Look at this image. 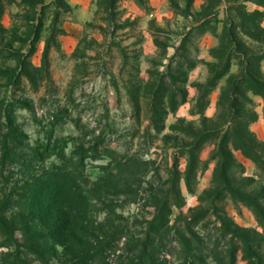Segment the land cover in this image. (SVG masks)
<instances>
[{"label":"rangeland","instance_id":"1","mask_svg":"<svg viewBox=\"0 0 264 264\" xmlns=\"http://www.w3.org/2000/svg\"><path fill=\"white\" fill-rule=\"evenodd\" d=\"M91 1V18L74 28L68 0H0V151L11 155L3 166L0 159V190L11 194L7 215L19 218L35 185L64 169L88 194L83 234L95 238L79 264H115L133 258L127 243L144 237L155 214L150 197H173L177 170L181 206L171 209L160 260L186 264L177 238L189 231L200 245L192 254L203 264H228L231 253L235 264H264V98L244 86L231 91L246 73L264 84V0H154L155 7L150 0ZM233 102L240 115L255 114L231 130L255 136L259 161L234 151L226 184L215 182L214 172ZM210 128L224 130L195 148L199 164L188 189L187 151ZM130 189H139L135 201ZM193 217L188 230L185 219ZM115 230L116 244L107 236ZM244 230L261 263L245 260ZM15 240L7 249L0 239V264L15 256L20 264H75L66 249L42 238L36 255L23 232Z\"/></svg>","mask_w":264,"mask_h":264},{"label":"trees","instance_id":"2","mask_svg":"<svg viewBox=\"0 0 264 264\" xmlns=\"http://www.w3.org/2000/svg\"><path fill=\"white\" fill-rule=\"evenodd\" d=\"M264 5V4H262ZM241 86H244L246 91H252L255 94H260L264 98V84L259 83L252 75L246 73L239 79H235L232 83L231 91L232 95H237L238 90ZM183 98L180 103L185 102L186 94H182ZM231 98H229L230 100ZM208 102L206 103V105ZM173 102L171 111H175L177 106ZM237 104L233 102L229 110V125L227 126V131L224 133V137L218 147L219 154L217 158L220 159L219 166L215 169L214 172V181L228 183V169L231 166L230 162L234 161L233 152L240 151V153L245 157L256 164L259 161V156H257L256 145L257 141L255 136L249 132L248 129L241 130L243 128L236 127L232 129V122H248V125L251 122L255 121V114H251L250 118L242 116L239 112L236 111ZM161 110L158 109V111ZM231 112V113H230ZM213 122L214 120H209ZM247 125V126H248ZM159 130V126H156ZM224 128L222 129H208L202 135L195 136L194 146H189L187 151V167L184 173V180L188 189H190V181L193 176L196 175V165L199 164L198 157L193 154L195 148L203 143L204 139L214 138L219 135ZM1 163L2 166L5 164L6 159L10 155L9 149H4L0 151ZM177 162L175 163V166ZM174 188L172 190L173 197L164 195L163 193L159 195L158 192L154 196H151L152 205L155 208V214L153 219L147 223V229L144 233L143 238H136L134 241L129 239V243L133 242L131 245L127 243V250L132 253V259L118 260L115 264H166L165 260H160L159 253L162 249H165L166 245L165 238L169 235L172 228L169 226V216L171 214V209L176 206H181V192L179 188V179L180 174L176 170L174 172ZM73 175L66 170H60L53 175L48 176L47 181L41 186H36L31 192L30 202L24 205V212L19 218L8 216L7 213L12 211L11 205V194L6 195L2 190H0V239L3 247L7 249H12L13 244L15 243V234L17 231L23 232L25 237H28L29 243L31 244L30 248H27L33 255H36V247H38L39 239H44L46 243H50V247L55 249L57 245L63 247L65 254H68L70 259L75 263L79 264L83 259L89 254V252H83L86 242L89 240L95 239L92 236H86L83 234L84 220L82 217L86 215V207L88 206V194H83V191L79 189L76 185ZM138 181V180H137ZM213 181V182H214ZM137 184V182H134ZM230 194L239 197L235 191L232 189L227 190ZM132 196V200L135 201L139 189L131 190L129 192ZM134 198V199H133ZM239 199H242L239 197ZM197 218L193 217L191 219H185V226L189 230L191 222ZM107 222L110 221L107 220ZM225 227V226H224ZM223 227V228H224ZM225 227V231L237 233L239 229L234 231L229 230V227ZM223 230V231H224ZM189 232V231H188ZM188 238L183 235H179L177 242L180 243L183 248L184 259L186 264H203L202 260L192 254V249L197 245L199 249V241L194 240L195 237L190 233ZM244 236L241 235V241L244 246L243 253L245 255V260L250 261L251 258H254L260 262L258 255L252 253L251 251V238L248 231H243ZM109 239L114 244L119 241L121 238V233L119 230H115L111 234L107 235ZM104 240V238H100ZM112 239V240H111ZM131 240V241H130ZM27 241V240H26ZM35 241V242H32ZM28 242V241H27ZM45 243V244H46ZM49 247V245H48ZM99 254V252H98ZM96 255V257H101ZM230 260L228 264H235V255L232 253L229 256ZM21 259V258H20ZM20 259L18 256L11 258L10 264H20ZM105 259V258H103ZM102 261L100 262H103ZM193 259V260H192ZM94 261V260H93ZM220 264L223 261H219ZM92 263V262H91ZM261 263V262H260ZM107 264H113L110 261H107ZM248 264H254L249 262Z\"/></svg>","mask_w":264,"mask_h":264},{"label":"crops","instance_id":"3","mask_svg":"<svg viewBox=\"0 0 264 264\" xmlns=\"http://www.w3.org/2000/svg\"><path fill=\"white\" fill-rule=\"evenodd\" d=\"M69 4L75 8V21L78 25H73L74 28H78L82 22L88 21L91 18V0H68ZM152 7H155L156 2L150 0ZM69 41L76 39V35L69 34L67 37Z\"/></svg>","mask_w":264,"mask_h":264}]
</instances>
